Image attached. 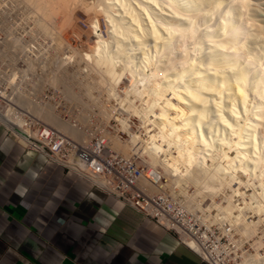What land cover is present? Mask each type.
Wrapping results in <instances>:
<instances>
[{
  "label": "bare ground",
  "instance_id": "6f19581e",
  "mask_svg": "<svg viewBox=\"0 0 264 264\" xmlns=\"http://www.w3.org/2000/svg\"><path fill=\"white\" fill-rule=\"evenodd\" d=\"M261 1L0 0V35L3 23L10 31L0 37V120L17 133L27 131L13 100L22 101L24 79L55 58L57 70L40 83L61 88L80 105L71 119L88 122L97 108L107 123L114 119L116 131L128 137L107 129L102 136L147 164L139 185L152 196L173 198L186 217L219 229L217 240L226 236L229 243L206 249L183 234L185 242L207 257L228 244L234 264H264ZM83 12L95 44L82 51L66 42L65 53V23ZM68 75L72 85L62 79ZM31 110L87 142L85 128L63 119L52 103Z\"/></svg>",
  "mask_w": 264,
  "mask_h": 264
},
{
  "label": "crops",
  "instance_id": "0c3cea01",
  "mask_svg": "<svg viewBox=\"0 0 264 264\" xmlns=\"http://www.w3.org/2000/svg\"><path fill=\"white\" fill-rule=\"evenodd\" d=\"M0 264H209L93 180L18 142L0 120Z\"/></svg>",
  "mask_w": 264,
  "mask_h": 264
},
{
  "label": "built area",
  "instance_id": "2783aa9c",
  "mask_svg": "<svg viewBox=\"0 0 264 264\" xmlns=\"http://www.w3.org/2000/svg\"><path fill=\"white\" fill-rule=\"evenodd\" d=\"M3 99L4 96L0 94V104ZM25 128L27 131L21 130L17 133V130L14 131L9 127L15 139L25 147L42 152L50 160L77 171L80 175L93 180L108 193L153 218L157 223L175 233L184 244L197 252L207 263H235L229 257L227 258L226 249L220 252H209L210 257H207L185 242L183 234L197 238L206 249H213L220 244V241L227 242V238L217 240V229L212 231L204 224H197V219L192 214L186 217L173 198L167 196L165 199L162 193L152 196L143 189L139 183L147 167L139 163V158L126 157L114 150L105 141L102 132L91 130L89 140L83 142L53 125L42 122L26 124ZM152 175L157 176L155 172L150 173V176ZM98 179L103 182L100 183ZM205 232L209 235V238L205 240L206 244L203 242Z\"/></svg>",
  "mask_w": 264,
  "mask_h": 264
},
{
  "label": "rangeland",
  "instance_id": "374dc122",
  "mask_svg": "<svg viewBox=\"0 0 264 264\" xmlns=\"http://www.w3.org/2000/svg\"><path fill=\"white\" fill-rule=\"evenodd\" d=\"M261 2H262L261 3V7L264 8V6H263L264 0L261 1ZM259 13H260L261 17H264V10L262 11V9H261V11H259ZM87 17L88 16L83 12L82 14H76V16H74V18H73L74 20L72 19V22L65 23V26L66 27L64 26V30L62 32V37L65 40V44L63 46V48H64L63 51L65 53H68V49H69V48L67 49V46H66L67 43H70L72 46H74L78 50H82V51L83 50L85 51L87 49L90 50V49H92L91 47L94 46L95 40H96V34H95L94 30H93L94 29L93 25H91V22L89 21L90 20L89 17L88 18ZM75 19H76V21H75ZM68 24H69V26H68ZM1 27L3 28V31H2L3 33L1 32L0 37H3L5 39H7V37H9V35H10L9 34V32H10L9 29L7 28V25H5L4 23H3V25ZM4 49H5V51H7L6 46H4ZM65 53H63V55ZM65 56H66V54L63 57H65ZM48 57H47V60H49V58H50V57L49 58ZM51 57H53V56H51ZM54 59L53 58H50V61H52L51 62L52 64L48 62L49 64H47V66H46V67H49V68H47V69L45 68L43 70V66L42 65H39V67L37 66L35 68V71L32 72L33 75L31 74L30 76H27V77L25 76L26 78L24 79V83H23V85L20 88L21 90L19 89L20 92L22 93V96H23L22 98L23 99L21 98L22 101H17V102L15 100H13V102L15 103V107H17V109L19 110V112H23L24 113L25 118H27L28 124H30V125H33L34 122H42V123H45V124L46 123L49 124L48 122H45V120H43L40 116H38L37 114H35L31 110V107H34V106L39 105V102H40V104H42V103L45 104V103H49V102L52 103L55 106V110L57 111V113H59L60 116L63 119H65V120H72L73 121V119H74V121H75L76 119L73 116H75L76 113H78V111L80 110V107H79L80 105H77V104L73 103L74 102L73 100L70 101L71 98H69L67 95H65L64 92L61 90V88L60 89L59 88L57 89V87H54V86L52 87V85L48 84L47 82L45 83V86H41V83H42L43 79L45 78L46 74L47 75H51L52 74L51 71L57 70V67H58V64L57 63L58 62H56ZM2 62L3 61L0 60V66H2L4 64ZM18 65L20 67H23L24 66L23 63H21V62H19ZM76 66H77V63H75L73 67H75V69H77ZM71 70H74V68H71ZM43 74H45V76ZM63 74L64 73L62 72L60 74V76L63 75ZM67 74H69V73H67ZM40 76H41V79H40ZM37 77H39V78H37ZM68 78H69V75L66 76V78L64 76L62 77V79L65 80V83L66 82L67 83L69 82L71 84L72 82H74L73 80L71 81L70 78L69 79ZM32 80H33V82H32ZM40 81H41V83H40ZM0 84H2V83H0ZM122 86H123V84H122ZM76 88H77V86H76ZM77 90L79 91L78 88H77ZM25 95H29L28 96L29 99H27V97ZM65 97H68L69 99L68 98H66V99H68L70 102H68V100H66ZM25 100H27V101L26 102H23ZM19 102H21V103H19ZM72 112H74L75 114L73 115ZM98 113H99V109L97 108L96 109V112L93 113L90 116V118H89V119H91V117H92V119L90 120L91 122L88 121L90 123H88V122H83L82 123V121H79V120H78L79 122L78 121L77 122H74L73 121V122L79 124L78 125L79 127L85 128L84 130L87 131V133H88V134H86V137L88 139L90 137L89 132L91 133L90 129L91 130H97V131H100L102 133H103V129L104 130L107 129L110 132H113L115 134L119 132L118 135L122 139H126L128 137L126 132H124V131L122 132V130H119V129H118L119 130L118 132L116 131L117 130V127H118V125H117L118 123L114 119H112V118L109 119V122L107 123V119L105 117H103L101 114H98ZM72 117H73V119H71ZM93 123H94V125H93ZM49 125H51V124H49ZM54 127H56V126H54ZM88 139H87V141H88ZM114 150H116V149H114ZM116 151H118V150H116ZM118 152H120V151H118ZM120 153H122V152H120ZM138 161H139V163L143 167H147V164L145 162H142L141 159H138ZM216 231L219 233V229H217ZM218 233H217V235H218ZM223 237H226V236H222L220 238V240ZM226 243H229V242L227 241V242H225V244ZM225 244H223V245L225 247H227V249L225 250V252L227 251L226 252V255H227V258H228L229 257L228 255L231 254V253H233V251L231 250L230 253H228L229 252L228 246H230V245L227 244V246H226ZM221 250H222V248H221ZM229 259H231V258L229 257Z\"/></svg>",
  "mask_w": 264,
  "mask_h": 264
}]
</instances>
